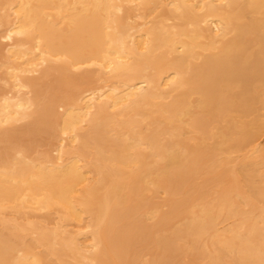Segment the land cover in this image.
Wrapping results in <instances>:
<instances>
[{
	"label": "bare ground",
	"instance_id": "bare-ground-1",
	"mask_svg": "<svg viewBox=\"0 0 264 264\" xmlns=\"http://www.w3.org/2000/svg\"><path fill=\"white\" fill-rule=\"evenodd\" d=\"M0 39V264H264V0H0Z\"/></svg>",
	"mask_w": 264,
	"mask_h": 264
},
{
	"label": "rangeland",
	"instance_id": "rangeland-1",
	"mask_svg": "<svg viewBox=\"0 0 264 264\" xmlns=\"http://www.w3.org/2000/svg\"><path fill=\"white\" fill-rule=\"evenodd\" d=\"M3 44H5V42H4V40L2 41V39H0V50H2V53H1V55H5V49H7V47L5 48L4 46H3ZM4 49V50H3ZM5 52V53H4ZM0 64H2V59H0ZM5 69L0 65V93L2 92V91H4L3 90V87L5 88V86L6 85H4V81L5 80H2V77H4L3 75H4V73H5V71H4ZM89 71V73H91V80L90 81H88V80H85V79H83V81H84V85L82 84L83 83V81L81 82L80 81V84H82L83 86H84V88H92V87H95V84H98V83H96V82H94L93 81V83H91L92 82V80H94L95 78V72H94V69L92 70V69H89L88 70ZM83 72V71H82ZM93 72V73H92ZM74 75H75V77L76 78H79L80 76H79V74L81 73V71H79V72H72ZM94 78V79H93ZM87 83H89V84H87ZM83 86H82V88H83ZM97 86V85H96ZM59 111L58 112H61V109H58ZM21 124H23V123H21ZM21 124H16L17 125V127L18 126H21ZM15 125V126H16ZM33 137V136H32ZM32 137L29 139V137H22V140L24 139V141H23V143H29L30 142V140L32 139ZM29 139V140H28ZM33 142L32 143H30V146H31V144H32V146H31V151L29 152L30 153V155H31V157H33V158H36L37 156H40V155H42L43 153H48L51 157L52 156H54V152H53V150H54V148L56 147V145L58 144V140L57 139H53L52 137H50L49 135H46V134H43V135H35L34 137H33ZM27 141V142H26ZM27 143V144H28ZM259 144H260V146L262 147V148H264V135H263V138H261V140L259 141ZM262 144V145H261ZM6 146V144L4 143V142H0V149H3L4 147ZM236 154H234L233 156H235ZM198 180V181H197ZM197 181V182H196ZM199 181H200V178L199 179H194L193 181H192V183H194V185H197V183H199ZM211 187V188H210ZM209 190H207L206 191V194H210V195H212V194H214L213 193V191H215V187H214V185H213V183L209 186ZM155 194V193H154ZM153 194V195H154ZM158 194V195H157ZM156 195H157V199H155L156 197H152V195H151V193H149L148 192V194L147 193H144V198H150V197H152L153 198V200H156V203H158V207H160L159 209L161 210V212H165L166 210H167V207L165 206V205H163V203H164V199L166 198L165 197V194L163 193V191L162 190H160V191H158V193H156ZM155 195V196H156ZM149 200V199H148ZM53 218H54V216H52ZM144 217V219H143V221L145 220V224L147 223V224H149V223H151V220H149V219H147L148 217L146 216H143ZM143 217H141V218H143ZM180 221L183 223L184 222V220H182L180 217H177V218H174V220H173V222L171 223V225L172 224H174V225H179L180 224ZM159 234L160 235H162V236H164V235H166L167 234V232H165V231H161V232H159ZM159 234L157 235V236H159ZM80 239H82V238H80ZM79 239V240H80ZM81 241H83V239L81 240ZM146 247V248H145ZM144 247V249H143V247H142V249L140 250L139 248H137V247H135V248H133V249H131V250H129V252H128V255H130L131 257H133L132 256V254H134V251L136 252V251H140V257H138L139 258V260H141V261H146V260H149L150 259V255H149V251H150V247H151V245H149L148 247L147 246H145ZM137 248V249H136ZM133 251V252H132ZM130 253V254H129ZM138 254H139V252H137ZM188 255H190V253L188 252L187 253ZM129 256V257H130ZM139 256V255H138ZM130 257V258H131ZM181 258V263H186V264H200V263H203V261L204 260H206V259H204V260H202L201 262H199V260H197V261H192L191 263H190V259H189V257L188 258H184V255L182 254L181 256H180ZM184 258V259H183ZM138 259H135V261H137ZM189 262V263H188Z\"/></svg>",
	"mask_w": 264,
	"mask_h": 264
}]
</instances>
